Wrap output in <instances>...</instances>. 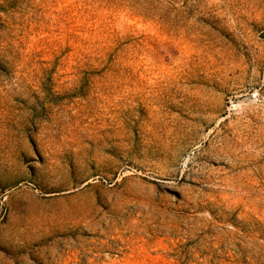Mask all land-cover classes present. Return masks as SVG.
Here are the masks:
<instances>
[{
    "label": "rangeland",
    "instance_id": "obj_1",
    "mask_svg": "<svg viewBox=\"0 0 264 264\" xmlns=\"http://www.w3.org/2000/svg\"><path fill=\"white\" fill-rule=\"evenodd\" d=\"M0 264H264V0H0Z\"/></svg>",
    "mask_w": 264,
    "mask_h": 264
}]
</instances>
